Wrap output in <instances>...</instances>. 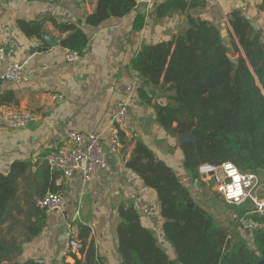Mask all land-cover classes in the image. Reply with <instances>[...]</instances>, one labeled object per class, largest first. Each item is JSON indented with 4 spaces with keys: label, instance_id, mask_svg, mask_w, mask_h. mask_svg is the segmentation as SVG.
Segmentation results:
<instances>
[{
    "label": "crops",
    "instance_id": "obj_1",
    "mask_svg": "<svg viewBox=\"0 0 264 264\" xmlns=\"http://www.w3.org/2000/svg\"><path fill=\"white\" fill-rule=\"evenodd\" d=\"M189 1L198 6L163 18L146 14L143 28L135 29V19L143 12L140 0L128 14L110 17L99 25L86 22L98 0H0V45L17 43V48L10 49L7 58L0 61V71L13 60L24 64L21 82L0 79V95L12 90L15 100L10 105L34 115L24 128L0 126V175L12 178L17 189L12 209L14 224L7 222L0 232L22 247L16 260L19 264L30 259H44L45 264L68 262L70 238L81 240L88 229L89 241H95L104 263L122 264L116 229L123 221L120 207L130 204L136 205L142 221L176 260L162 232L156 190L128 167L137 140H143L159 160L168 163L193 193L203 190L184 167L179 138L157 121L154 105L167 102L166 98L159 90L152 103L140 96L142 84L135 82L133 57L144 43L167 41L183 33L192 25V19L216 26L230 48L229 55L236 59L240 53H235V43L243 54L232 25L237 16L248 20L253 31L264 37V0ZM55 21L79 24L88 33L89 44L78 60L67 59L62 39L68 31H62ZM24 22L31 28L41 27L40 34L27 33L22 27ZM53 95L59 98L53 99ZM118 101L129 104L137 129L134 136L126 139L121 153L108 154L110 170L99 171L88 183L83 182L80 172L63 178L52 171L47 156L67 143L70 131L97 133L108 144L111 110ZM202 179L215 189L214 179ZM55 191L65 195L61 210H46L38 205L43 195ZM228 208L219 221L226 225L237 218V212ZM31 226L40 228L38 233L28 230Z\"/></svg>",
    "mask_w": 264,
    "mask_h": 264
},
{
    "label": "trees",
    "instance_id": "obj_2",
    "mask_svg": "<svg viewBox=\"0 0 264 264\" xmlns=\"http://www.w3.org/2000/svg\"><path fill=\"white\" fill-rule=\"evenodd\" d=\"M138 4V0H98L86 22L99 25L110 17L128 14ZM197 6L189 0H164L149 14L163 18ZM146 19V13H139L134 28L142 29ZM55 24L68 31L62 39L65 48L80 54L87 48L89 35L81 25ZM232 25L243 50L242 54L234 42L235 53H240L235 62L230 59V48L223 43L221 31L205 20L194 19L186 31L170 40L144 43L132 60V67L144 83L139 86L142 99L152 103L157 90L166 98L167 102L154 105L157 121L173 136L184 134L188 138L180 143L183 164L192 180L201 185V165L226 161L243 173L258 175L264 183V43L261 33L253 31L245 18L237 16ZM22 27L29 34L41 32V27L31 28L25 22ZM14 100L12 90L0 95V105H10ZM128 167L156 190L162 232L176 260L142 221L136 205L130 204L120 207L123 221L116 229L122 264H257L264 259V213L254 212L251 201L228 204L237 212V218L228 225L220 223L205 201L197 199L198 193H193L141 139L136 142ZM16 190L12 178L0 175V231L7 222L14 224ZM192 202L195 206L190 207ZM241 218H252L259 229H244ZM30 229L35 233L40 230L34 226ZM89 237V229L80 237L82 257L74 255V263L64 264H105ZM22 250L15 239L8 240L0 232V264L15 262ZM20 264L39 263L30 259Z\"/></svg>",
    "mask_w": 264,
    "mask_h": 264
},
{
    "label": "built area",
    "instance_id": "obj_3",
    "mask_svg": "<svg viewBox=\"0 0 264 264\" xmlns=\"http://www.w3.org/2000/svg\"><path fill=\"white\" fill-rule=\"evenodd\" d=\"M143 12L149 14L156 6L155 0H140ZM12 48H17L15 41L6 45H0V61H4ZM69 61H76L80 57L77 50H65ZM135 82L140 83V73L132 68ZM24 77V64L13 60L0 71V79L19 83ZM53 95V99H58ZM34 119L33 113L11 105H0V126L7 128L27 127ZM136 124L126 101H118L111 110L110 139L104 144L101 136L97 133H84L70 131L67 143L59 146L47 156L50 169L59 173L63 178H71L76 172L82 174L85 183L90 182L101 170H110L111 165L108 154L121 153L125 147L127 138L136 133ZM200 174L204 180H215L214 188L222 199L235 205H241L247 201L253 204V211L264 213V196L259 193L264 186L259 182V176L254 173H243L231 161L220 165L203 164L200 166ZM38 205L46 210H61L65 206V195L62 191L48 192L38 200ZM240 224L244 229H254L257 224L252 218H241ZM82 243L77 237L69 240V253L67 260L74 263V255L81 253ZM39 264H45L44 259L37 260Z\"/></svg>",
    "mask_w": 264,
    "mask_h": 264
},
{
    "label": "rangeland",
    "instance_id": "obj_4",
    "mask_svg": "<svg viewBox=\"0 0 264 264\" xmlns=\"http://www.w3.org/2000/svg\"><path fill=\"white\" fill-rule=\"evenodd\" d=\"M231 57H235L231 55ZM260 178V177H259ZM260 184L264 186V183H262L261 178L259 179ZM202 188V193H198L197 199L203 203V200L205 201V205L209 208L210 210L215 214L217 217V220L221 221L223 220V214H226L229 211L228 205H223L226 204L222 197L219 195V193L215 189H210L208 185L203 184L199 185ZM259 193L264 196V190L260 189ZM251 239V238H249Z\"/></svg>",
    "mask_w": 264,
    "mask_h": 264
},
{
    "label": "water",
    "instance_id": "obj_5",
    "mask_svg": "<svg viewBox=\"0 0 264 264\" xmlns=\"http://www.w3.org/2000/svg\"><path fill=\"white\" fill-rule=\"evenodd\" d=\"M261 40H262V42L264 43V37H263V36H261ZM223 43H224V42H223ZM224 44H225V43H224ZM230 59H231L233 62L236 61V58H234V57H231V56H230ZM142 86H144V83H142ZM171 87H172V85L169 86V88H171ZM1 88H2V87H1V82H0V91H1ZM178 138H179L180 143H183V142H185V141L188 140V138H187L184 134H179V135H178ZM189 206H190V207H193V206H195V203H194V202L189 203ZM256 229H259V227L257 226ZM2 264H8V263L4 262V263H2ZM9 264H19V262L15 261V262H12V263H9ZM257 264H264V259H262L261 261H259Z\"/></svg>",
    "mask_w": 264,
    "mask_h": 264
}]
</instances>
